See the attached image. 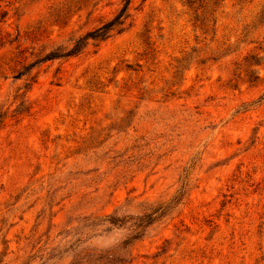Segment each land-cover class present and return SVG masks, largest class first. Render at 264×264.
I'll list each match as a JSON object with an SVG mask.
<instances>
[{
  "label": "rangeland",
  "instance_id": "obj_1",
  "mask_svg": "<svg viewBox=\"0 0 264 264\" xmlns=\"http://www.w3.org/2000/svg\"><path fill=\"white\" fill-rule=\"evenodd\" d=\"M122 4L0 0V264H264V0H130L15 78Z\"/></svg>",
  "mask_w": 264,
  "mask_h": 264
},
{
  "label": "trees",
  "instance_id": "obj_2",
  "mask_svg": "<svg viewBox=\"0 0 264 264\" xmlns=\"http://www.w3.org/2000/svg\"><path fill=\"white\" fill-rule=\"evenodd\" d=\"M130 4V0H123V4L118 9V11L112 16V18L102 22L100 25L88 30L83 35L78 36L72 42L70 47H57L49 50L45 54L41 56H34V60L29 62L26 65H22L19 70H17V76L15 78H20L23 75H26V80L33 81L34 76L30 75L29 70L38 63L44 62L46 60L63 58L74 56L83 51V49L87 46L88 41L92 40L94 42H102L109 38L114 33H119L124 30V25L126 19L129 17L128 6ZM29 83H25L27 86ZM23 94L21 97V104L26 100L23 99ZM109 223L116 224L119 219L117 217L108 215L105 218ZM138 222L135 223L136 232L133 238H138L141 235L142 229L147 225L152 223L155 220V217L152 214H144L141 217H138Z\"/></svg>",
  "mask_w": 264,
  "mask_h": 264
}]
</instances>
